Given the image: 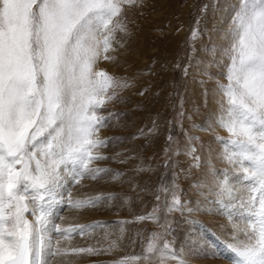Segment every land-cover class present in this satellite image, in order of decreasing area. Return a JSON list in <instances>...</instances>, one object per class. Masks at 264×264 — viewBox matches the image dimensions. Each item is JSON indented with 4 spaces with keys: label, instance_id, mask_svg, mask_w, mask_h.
<instances>
[{
    "label": "snow or ice",
    "instance_id": "snow-or-ice-1",
    "mask_svg": "<svg viewBox=\"0 0 264 264\" xmlns=\"http://www.w3.org/2000/svg\"><path fill=\"white\" fill-rule=\"evenodd\" d=\"M135 2L0 0V264H50L46 256L67 251L61 239L53 243L51 232L67 239L72 232L95 227H61L52 223L53 209L65 199L74 208L95 207L103 199H74L67 185L108 171L91 166L106 158L94 150L109 143L98 135L109 119L98 110L116 98L115 89L129 85L95 65L101 58L112 59L107 53L115 33L126 31L124 7ZM197 35L194 30L193 38ZM226 38L227 83L216 86V123L228 137L216 139L223 142L221 158L231 171L225 169L223 179L217 178V196L221 202L227 198V207L241 218L232 224L233 242L226 245L236 258L232 264H264V0H239ZM187 71L185 67V75ZM177 123L183 127L179 119ZM203 130L214 131L211 126ZM167 140L166 155L177 143L171 133ZM197 151L190 140L187 154L193 167L200 166ZM168 163L166 159L165 167ZM232 174L239 188L231 182ZM160 191L170 196L166 213L183 211L175 179ZM159 211L157 206L136 220L150 219L163 232L148 237L142 255L124 257L118 264H184L166 239L171 223L166 218L159 223ZM71 251L98 254L92 247Z\"/></svg>",
    "mask_w": 264,
    "mask_h": 264
},
{
    "label": "rangeland",
    "instance_id": "rangeland-1",
    "mask_svg": "<svg viewBox=\"0 0 264 264\" xmlns=\"http://www.w3.org/2000/svg\"><path fill=\"white\" fill-rule=\"evenodd\" d=\"M238 3L239 0H136L125 5L121 19L126 31L115 33L107 53L112 59L101 58L95 65V70H104L129 85L115 89L116 98L98 110L109 118L98 132L109 143L94 150L106 158L91 166L108 171L96 179L85 177L74 187L71 181L67 185L74 191V199L97 195L103 199L95 207L70 206L66 210V200L53 209L52 223L61 227H95L87 228L83 234L77 231L67 239L51 232L55 239L69 242L71 248L63 256L49 257L50 264L63 257L64 262L74 257L72 264H118L124 257L142 255L148 237L163 229L158 223L138 221L136 217L148 215L157 206L159 223H164L165 218L171 223V234L166 239L184 264L187 257L194 260L188 264H232L235 257L228 249L223 257L210 233L224 241L232 240V224L241 219L235 209L227 207V198L220 201L216 186L224 170L231 171L221 158L223 142L216 139L217 135L228 137L216 123L220 114L216 86L218 82L227 83L226 34ZM194 30L198 33L195 38ZM181 111L184 115L178 117ZM209 126L214 131L203 130ZM169 133L177 143L166 155ZM190 140L198 149L199 167L192 166V157L187 154ZM175 150L179 154H174ZM173 179L184 208L166 213L170 196L160 188L170 186ZM230 179L238 185L235 174ZM72 212H77L76 219L66 223V216ZM113 242L115 246L110 247ZM86 247L97 249L98 254L71 251ZM168 264L178 261L169 260Z\"/></svg>",
    "mask_w": 264,
    "mask_h": 264
},
{
    "label": "bare ground",
    "instance_id": "bare-ground-1",
    "mask_svg": "<svg viewBox=\"0 0 264 264\" xmlns=\"http://www.w3.org/2000/svg\"><path fill=\"white\" fill-rule=\"evenodd\" d=\"M99 61V60H98ZM83 180V179H82ZM73 186V185H72ZM237 188H239V186L237 185L236 186ZM99 190V189H98ZM72 192H74L73 190H72ZM65 204H66V202H65ZM210 205V204H209ZM208 204L206 205V207L208 208V206H209ZM77 213V212H76ZM76 213H68V215H69V217H67L66 216V223H71V221H73V219H76ZM80 215H81V213H79ZM26 216H27V214H26ZM147 216V215H146ZM28 217V219L29 220H31V219H33L32 218V216H27ZM94 217V216H93ZM79 221V220H78ZM146 221H149V222H153L152 220H150V219H146ZM68 225V224H67ZM222 228V227H221ZM221 228H218V230H220ZM224 232V231H223ZM55 233V232H54ZM216 234V233H215ZM53 235V234H52ZM51 235V236H52ZM56 236V235H55ZM71 236V235H70ZM216 237L219 239V240H222V241H224L221 237H219L218 235H216ZM225 237H226V235H225ZM228 237V236H227ZM52 238H53V243H55V238H54V236H52ZM221 238V239H220ZM227 241H224V243L227 245V244H229V243H232L233 241L232 240H229L228 238L226 239ZM102 241V240H101ZM102 243H103V241H102ZM72 245V244H71ZM73 246V245H72ZM61 247H63V248H65V249H67V250H70V246H69V242H67V241H61ZM114 255H115V253L116 252H112ZM46 258L47 259H49L50 261L52 260V259H50L49 257H47L46 256ZM64 258L65 257H63V258H58V259H54L53 261H54V263L53 264H62V262H64L63 260H64ZM74 259V257H69L68 259H67V262H64V264H68V262L70 263L71 262V264L73 263V260ZM185 260H187L188 262H185L186 264H188V263H191L192 261H194L193 259H190L189 257H187ZM229 261V260H228ZM224 264H226L225 262H224Z\"/></svg>",
    "mask_w": 264,
    "mask_h": 264
}]
</instances>
